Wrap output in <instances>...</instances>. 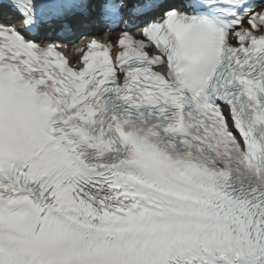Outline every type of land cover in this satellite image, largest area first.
<instances>
[{
  "label": "snow or ice",
  "instance_id": "snow-or-ice-1",
  "mask_svg": "<svg viewBox=\"0 0 264 264\" xmlns=\"http://www.w3.org/2000/svg\"><path fill=\"white\" fill-rule=\"evenodd\" d=\"M0 264H264V0H0Z\"/></svg>",
  "mask_w": 264,
  "mask_h": 264
}]
</instances>
